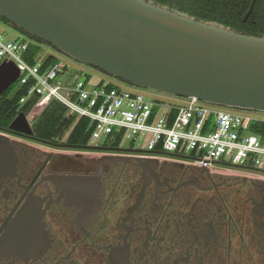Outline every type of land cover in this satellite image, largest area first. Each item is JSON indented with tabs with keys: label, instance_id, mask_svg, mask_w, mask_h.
Listing matches in <instances>:
<instances>
[{
	"label": "flooded vegetation",
	"instance_id": "flooded-vegetation-1",
	"mask_svg": "<svg viewBox=\"0 0 264 264\" xmlns=\"http://www.w3.org/2000/svg\"><path fill=\"white\" fill-rule=\"evenodd\" d=\"M26 116L32 134L0 121V264H264L261 168L75 142Z\"/></svg>",
	"mask_w": 264,
	"mask_h": 264
},
{
	"label": "water",
	"instance_id": "water-1",
	"mask_svg": "<svg viewBox=\"0 0 264 264\" xmlns=\"http://www.w3.org/2000/svg\"><path fill=\"white\" fill-rule=\"evenodd\" d=\"M0 16L71 59L132 85L264 113V36L150 0H0ZM20 73L13 61L0 64V100ZM10 131L33 133L24 112Z\"/></svg>",
	"mask_w": 264,
	"mask_h": 264
},
{
	"label": "built area",
	"instance_id": "built-area-1",
	"mask_svg": "<svg viewBox=\"0 0 264 264\" xmlns=\"http://www.w3.org/2000/svg\"><path fill=\"white\" fill-rule=\"evenodd\" d=\"M29 44L8 40L0 33V62L13 61L19 67L20 85L31 84L29 97L39 94L42 106L55 98L71 113L88 119L94 142L117 137L135 149H143L149 137L148 151L194 155L203 167L224 160L240 165L264 164V115L219 110L197 98L150 100L111 83L90 87L88 79H73L72 69L63 61L45 70L42 62L29 64ZM162 107L165 112L158 116Z\"/></svg>",
	"mask_w": 264,
	"mask_h": 264
},
{
	"label": "trees",
	"instance_id": "trees-1",
	"mask_svg": "<svg viewBox=\"0 0 264 264\" xmlns=\"http://www.w3.org/2000/svg\"><path fill=\"white\" fill-rule=\"evenodd\" d=\"M150 1L162 6H166L172 10L186 13L197 20L216 22L244 34L264 36V0H256L252 13L247 22L244 21V17L249 11L253 0ZM0 19L34 40V43H37L29 44L30 48L26 55V60L29 64L33 65L37 61V57L40 52V47L38 44H47L51 46L50 44L37 39L10 24L3 17L0 16ZM58 61L59 60L55 56H49L45 61L42 62V69L45 70ZM111 86L114 85L111 84ZM31 88V84L27 86L20 85L15 91H11L10 86L5 91V98L2 100L0 105V108L3 111L0 121L2 120L4 125L10 124L17 115H19L21 112H24L35 121L37 124V131L40 133L47 135L53 134L54 136L63 135L71 129V141L87 142L92 139V129L89 126V120L86 118L77 120V117L67 116V108L57 101H50L49 104L47 103L46 105L42 106V111L40 114L35 113V108L41 106L42 98L39 94H33L29 97V91ZM7 113L8 116L6 117Z\"/></svg>",
	"mask_w": 264,
	"mask_h": 264
},
{
	"label": "rangeland",
	"instance_id": "rangeland-1",
	"mask_svg": "<svg viewBox=\"0 0 264 264\" xmlns=\"http://www.w3.org/2000/svg\"><path fill=\"white\" fill-rule=\"evenodd\" d=\"M0 33H3L4 36L8 40H25L28 43L37 44V43H34V40H32L28 36L24 35L19 30L14 29L13 27H11L9 24L2 21L1 19H0ZM38 45L40 47V52H39L38 57H37L38 62L41 63V62L45 61L49 56H55L59 61L65 62L66 64H68L69 68L72 69L73 79H74V76H76L75 78H79L81 80L88 79V83H89L90 87H96L101 82H104V83H111L114 86H117V87H120V88H123L126 90L140 92V93L144 94L150 100H156V101H160V102H180V101L186 100L185 98H182V97L166 95L163 93H159L156 91H152L149 89H145V88H141V87L132 85V84L127 83L125 81H122L118 78L112 77V76H110V75H108V74H106V73H104V72H102L96 68L81 64V63L71 59L70 57L60 53L55 48H53L47 44H38ZM19 86H20V82L18 80L11 86V91L12 90L15 91L17 88H19ZM50 101H57V100L55 98H52V100H50ZM50 101L48 102V104L50 103ZM208 106L215 107L219 110H230L233 112H242V110H239V109L223 107L220 105L208 104ZM38 108L42 109V105L38 106ZM164 112H165V107L158 109V116H162L164 114ZM248 112H252L254 114L264 115V113L257 112V111H248ZM67 116L77 117V120L82 118L80 115H76V114L71 113V111L68 108H67ZM29 119H30V122H34V120L32 118H29ZM150 138H151V136H150ZM102 139L95 141V142H101ZM149 140L150 139L148 137V139H146L145 142L143 143L144 148L147 147ZM92 141H93V139H92ZM123 145L133 146L132 143H130L128 141L126 142V140H125V142H123ZM217 167H218V165L213 164L211 168L216 169ZM255 167H259L262 170H264V164H261L259 166L256 165Z\"/></svg>",
	"mask_w": 264,
	"mask_h": 264
}]
</instances>
